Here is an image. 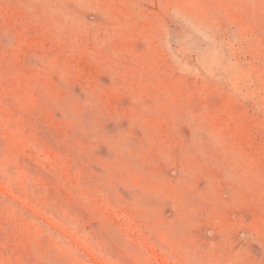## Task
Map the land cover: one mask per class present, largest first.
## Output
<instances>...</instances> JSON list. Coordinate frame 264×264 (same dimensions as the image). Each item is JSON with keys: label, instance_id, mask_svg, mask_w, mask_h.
Returning <instances> with one entry per match:
<instances>
[{"label": "rangeland", "instance_id": "rangeland-1", "mask_svg": "<svg viewBox=\"0 0 264 264\" xmlns=\"http://www.w3.org/2000/svg\"><path fill=\"white\" fill-rule=\"evenodd\" d=\"M0 264H264V0H0Z\"/></svg>", "mask_w": 264, "mask_h": 264}]
</instances>
